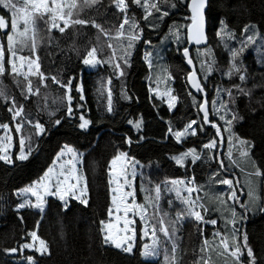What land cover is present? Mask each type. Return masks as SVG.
Masks as SVG:
<instances>
[{
	"label": "trees",
	"instance_id": "1",
	"mask_svg": "<svg viewBox=\"0 0 264 264\" xmlns=\"http://www.w3.org/2000/svg\"><path fill=\"white\" fill-rule=\"evenodd\" d=\"M171 2L175 3L174 8L162 6L170 13L167 17L162 20L157 19L159 13L154 12L153 16L145 21L142 19L144 15L142 9L129 0L128 14L139 22L143 35L132 50L131 67L121 64L125 75L119 78L107 64L102 65V69L98 72L85 71L81 58L86 49L97 45L98 36L100 45L104 46L103 57L108 55L106 37L92 27L91 23L69 27L64 33L58 30H53L50 35L46 30L40 32L37 38V54L41 72L47 77L55 76L63 83H67L70 77L73 78L70 94L73 97L74 112L71 117L66 115L65 89L53 83L51 79L45 81L47 87H41L38 96L25 100L21 95L24 87L23 78H20L19 86L7 71L0 78L7 94L16 99L17 106L21 104L24 106L20 121L25 118L33 123L39 121L46 129V134L37 136L34 128L24 124L23 134L27 138L31 137V147L34 149L32 154L25 161L17 159L20 143L16 136L12 165L0 160V264H28L21 259L29 256L33 257L35 264H162V257L154 261L143 258L142 246L147 240L141 235L139 222L132 253H125L104 243L100 222L109 219L108 208L111 206L108 166L119 151H126L142 165L136 184L139 203L144 202L142 185L151 187L165 180H187L194 176L196 185L202 187L204 192L211 196L229 191L226 185L214 181L239 178L241 184L238 187L242 188L243 192L238 191L237 194L241 203L248 205V208L235 205L237 212L235 235L243 246V236L247 234V243L256 256L257 264H264V175L256 177L257 185L254 184L257 190V203L250 201L249 186L244 183L246 173L253 172V163L264 173V164L256 157L257 143L259 146H264V0H209L207 11L209 44L205 48L212 50L216 62L213 72L206 81L202 80V83L206 86L210 120L224 127L221 126L224 140L222 145L219 143V137L216 136V130L210 126H207L203 133L198 129L197 136H192L182 143H178L168 133L169 122L175 131L182 130L191 120L202 121L197 104L193 102V96L197 101L202 97L200 94L192 93L193 96L188 94L192 92L187 80L190 71L182 55L183 48L189 46L187 26L191 23L190 0H171ZM0 15L5 16L10 25V13L0 7ZM80 18L95 20L106 31L115 35L122 22L123 13L115 8L113 0H101L93 8L85 9L80 14ZM224 24L236 36L235 40L229 42V47L238 48L240 41L246 39L247 35H252L254 32L256 34L254 43L248 45L241 58L242 73L246 76L243 82L239 80L238 75H233L231 79L225 75L229 68L230 54L217 36V32ZM152 25L156 27L153 28ZM246 26L249 28L248 33L242 31ZM177 30L180 36L179 42L173 35ZM6 31L10 32V26ZM6 31L1 34V39L5 41V67L8 68ZM112 43L115 47L116 41ZM205 48H199L200 53ZM191 52L198 75L202 78L204 73L199 71V65L204 57L197 52V48H192ZM146 53H151L155 67H149L146 63ZM23 54L29 53L26 50ZM163 66L169 69L174 80L168 85H161L160 90L164 91L166 87H171L174 95L179 97L173 111L168 108L165 99L157 98L150 91V85L155 87L152 84L154 73L159 72ZM108 78L112 81L110 85L112 113L106 111ZM32 81L34 88L39 86L38 78ZM81 82L83 100L80 99L81 93L77 91V85ZM102 84L105 85L103 94L99 91ZM235 85H239L243 92L234 87ZM217 88L231 89L234 98L233 103L229 101L226 92L221 93L223 101L228 102L229 109L220 112V115L225 117L224 120L211 110V101L216 100L217 104L221 102L217 99ZM125 92L132 97L131 100L125 98ZM51 94L56 103L51 99ZM9 106L0 102V124H7L12 131H15L12 114L7 110ZM248 111L262 120L257 121L254 128V140L248 133ZM81 114L92 121L86 131L77 127L78 117ZM233 116L236 118L233 119ZM140 117H143L144 124L142 131L137 132L127 121H135ZM56 119L61 120L58 126L53 123ZM226 120H232V124L227 125ZM229 127L231 131L227 130ZM138 136L143 137L139 143L136 142ZM129 137L133 140L131 146L126 143ZM212 139H217L218 158L224 160L228 171L220 168L216 159L204 158L196 164H192L189 160L186 161V167L175 163L173 157L188 149L195 148L197 152L207 153L208 150L203 148V144ZM240 140H245L247 143L241 145ZM248 143L250 144L247 145ZM65 145L84 154L83 171L87 182V206L71 200L68 209L64 210L62 202L51 197L47 200L44 213L32 208L18 210L20 199L16 193L42 177ZM230 146L232 158L239 167L229 162ZM233 146L237 148L232 149ZM241 148L248 151L249 156L237 159L236 154ZM260 157L264 160V152H261ZM148 180L151 181V185L147 183ZM233 182L235 183V180ZM207 200L208 197H205V202ZM228 203L231 205L232 202ZM222 211L224 217H229L226 209ZM164 212H167L165 207ZM206 219H217L218 224L215 227L212 225L203 227L193 221L190 224L186 223L179 230L178 236L182 238L180 248L183 254L182 264H194L203 240L205 238L212 240V233L216 228L231 237L232 225L225 229L221 212L209 211ZM31 231H37L38 236L47 242L50 254L41 256L37 252L26 251L21 255V245L31 242V237L28 236ZM13 248L17 249L15 253L10 251ZM249 259L246 255L241 257L243 264H248ZM212 261L214 264H226V262L232 264L231 258L217 256L215 253L212 254Z\"/></svg>",
	"mask_w": 264,
	"mask_h": 264
},
{
	"label": "snow or ice",
	"instance_id": "2",
	"mask_svg": "<svg viewBox=\"0 0 264 264\" xmlns=\"http://www.w3.org/2000/svg\"><path fill=\"white\" fill-rule=\"evenodd\" d=\"M101 0H0V7L6 9L10 13V25L9 20L5 16L0 15V30H8L10 26V32L6 31L5 39L7 46L8 68L5 67V41H0V78H2L6 71L8 75L12 76L17 86L20 85L23 78L24 87L21 91V95L25 100L30 99L32 96H38L40 94L41 87H47L46 80L51 79L53 83L59 85L65 89L64 99L66 101V115L71 117L74 109L72 107L73 97L70 94L72 90V79L69 78L67 83H63L55 76L47 77L41 72V66L39 63V55L37 54V38L41 31L46 30L49 35L55 29L60 33H64L66 29L74 26H84L91 23L92 27L99 30L107 38V57H103L104 46L99 43V36L97 37V45L91 46L86 49L81 63L90 68H97L98 66L107 64L116 73L117 78L125 75L123 64L125 67H131L132 50L135 47L143 35V29L140 28L139 22L134 16H129V0H113L115 8L123 13L122 22L119 25L115 35H112L106 31L95 20H85L80 18V14L85 9H90L100 3ZM132 4L142 9L144 15L143 20L147 21L153 16V13H159L157 19L162 20L170 13L165 10L163 5L174 8L176 5L171 0H131ZM208 3V0H190L191 4V16L189 17L191 23L187 26V39L191 43H195L197 46L202 43H207V37L205 33V18L204 9ZM75 17V18H74ZM63 25V26H61ZM127 26V28H126ZM152 27H156L152 25ZM244 33L249 32V28L246 26L242 29ZM179 42V31L173 32ZM255 32L252 35H247V38L240 41V46L229 47V42L236 39L235 33L228 29L224 24L217 32V36L220 41L224 43L227 51L230 54L229 68L225 75L231 79L233 75H238L240 81H245L246 76L242 73L241 58L248 45L254 43ZM116 41V46H113L112 41ZM151 43V41H146ZM27 50L28 55L23 53ZM197 52L200 53V49L197 48ZM182 55L186 58L187 63L192 66V70L187 75V80L190 83V87L199 93L202 97L200 101L196 100L192 92L188 94L193 96V102L197 104L198 111L202 113V121L196 120L189 121L182 130H173L171 122H169L168 133L175 138L177 142L186 140L189 136H197L198 129L200 133L204 132L207 126H210L216 130V136L219 137L220 145L223 144V136L221 135V126L214 120H210L209 100L207 98L206 86L202 83V80H207L211 75L215 65V56L210 48H205L200 55L204 57L201 59L199 65V71L204 73L201 78L197 72V66L194 64L192 57L189 53V48L184 47ZM145 59L148 61L149 67H155L152 62L151 53L145 54ZM31 77H36L39 80V86L33 87V81ZM174 77L171 75L169 69L166 66L161 67L159 72H155L152 78V84L155 87H151L150 91L153 94L164 100L166 97V103L169 109H174L179 100V97L173 95V89L166 87L164 91H161V85H168L170 81H173ZM111 78L106 81L107 85H111ZM2 84V79H0ZM239 91L243 92V89L239 85H235ZM105 85L102 84L99 91L103 94ZM77 91L81 93L80 99L83 100V86L82 82L78 83ZM226 92L229 101L234 103V98L231 89H216L217 99L221 100L217 104L216 100L211 101V110L215 112L221 120L225 117L220 115L222 110L228 109V102L223 101L221 93ZM125 98L131 100L132 97L128 96L125 92ZM46 99V98H45ZM0 102L10 105L7 110L12 114V119L16 120L21 117L24 112V106L21 104L17 107V101L14 97H10L3 87H0ZM83 107V105H80ZM106 111L108 113L113 112L112 92L110 88H107V105ZM54 115V113H51ZM236 117L233 116V119ZM28 123L34 127L35 135L40 136L46 134V129L39 121L33 123L26 118L15 125V130L20 132L24 126V123ZM54 125H60L61 120L56 119L53 121ZM127 123L133 125L137 132L143 129V117L133 121L128 120ZM227 125L232 124V120H226ZM92 121L86 119L83 114L78 117L77 127L80 130H88ZM195 126V127H194ZM0 127L8 129L7 124H0ZM231 131L230 127L227 129ZM7 140L10 142L12 137L7 136ZM5 138L0 137V153H6L7 148L3 145ZM29 141V147L27 152L24 150L25 138H20V152L17 157L18 160L24 161L29 158L33 152L31 147V137L27 138ZM142 136L136 138V142L139 143L142 140ZM126 143L131 146L133 140L131 137L127 138ZM245 140H240L241 145H245ZM229 144L231 145V136L229 137ZM203 148L208 150L207 153L197 152L195 148L188 149L185 152L173 157L175 163L181 167H186V161H191L192 164H196L204 158L216 159L219 167L228 171L225 167L223 159L219 157V146L217 139H212L208 143L203 144ZM215 150V155L213 151ZM71 154L70 158L62 160L67 154ZM241 155L244 157L249 156L248 151H242ZM228 159L230 164L239 167L236 161L232 158L231 146L228 150ZM0 160L7 163H13V161L7 155H0ZM58 168L54 164L53 167H49L43 176L36 180L32 185L22 189L18 195L26 197L25 202L18 205V208L32 207L38 209L43 213L45 205L47 203V197H56L63 202L64 210L69 207V197L78 200L81 205L87 206V182L86 178L78 169L77 165L82 163V157L74 149L67 145L61 150L56 158ZM139 161L135 157H130L126 151H119L110 161L108 166V182L110 185L111 193V206L108 208L107 221H101V232L105 244H110L116 249H120L125 253H132L135 246L137 237V217L141 222L140 232L145 238H150L151 243H145L142 246V255L145 258L156 257L163 253L165 264H182V253L179 249L177 236L178 224H181L184 220H194L198 222V226L210 224L215 227L218 224L217 219H205V216L209 211L221 212V218L224 219V227L228 229L229 225H232L231 237L222 233L219 228L212 233L213 239L209 240L205 238L202 246L198 249V253L194 264H214L212 261V254L217 256H227L232 259V264H243L241 260L242 256H247L249 259L248 264H257L256 256L251 247L247 243V234L243 236V246L239 241V238L235 235L236 224V207L239 205L241 208H248V205L241 203L238 191L243 192L242 188L238 186L241 181L237 177L233 179L224 178L219 181H214L219 184L228 186V193H222L220 195H209L204 192L203 188L196 185L195 177L192 176L187 180L184 179H171L165 180L162 183L154 184L151 187L142 185L141 191L144 193V202L138 203L136 199V186L135 180L137 177V167ZM255 171L252 173H246V177L262 176V173L253 163ZM243 171V169H241ZM235 180V183L233 182ZM151 185V181L147 182ZM245 184L249 185L248 197L250 201L257 199L254 196V190L250 185V181L246 178ZM203 193V195H201ZM195 194V196H194ZM164 196H173L183 207L180 211H177L175 218L169 217V213L163 212L161 209V201ZM35 198L33 201L32 198ZM205 197H208L205 202ZM225 197H227L225 199ZM231 201V205H229ZM171 208L173 200L167 201ZM223 209H226L229 217H224ZM243 218V217H242ZM22 219V217H21ZM166 220L168 221L166 223ZM122 225V226H121ZM162 234L163 239L158 235ZM31 237V243H24L21 245V249H34L40 255L50 254L47 242L38 236L37 231H31L28 233ZM217 238H219L217 240ZM38 242V246L37 243ZM15 253L16 248L10 249ZM29 264H34L32 256L27 257ZM227 264V262H226Z\"/></svg>",
	"mask_w": 264,
	"mask_h": 264
},
{
	"label": "rangeland",
	"instance_id": "3",
	"mask_svg": "<svg viewBox=\"0 0 264 264\" xmlns=\"http://www.w3.org/2000/svg\"><path fill=\"white\" fill-rule=\"evenodd\" d=\"M119 11V10H118ZM120 12V11H119ZM75 18V17H74ZM55 30V29H54ZM6 30H0V41H2V39H1V34L3 33V32H5ZM106 40H107V38H106ZM146 60V59H145ZM146 63L148 64V61L146 60ZM99 69H102V65L101 66H98L97 68H90V67H87V66H85V71H95V72H98L99 71ZM6 70H7V68H6ZM36 77H31V79L33 80V79H35ZM0 87H3L4 88V86L3 85H1L0 84ZM107 88H110V85H107L106 84V90H107ZM7 92V91H6ZM173 95H174V93H173ZM50 97H51V99H54L55 100V98H54V96H53V94H51L50 95ZM165 99V101L167 100V98L165 97L164 98ZM57 101L55 100L54 101V103H56ZM18 107V106H17ZM175 109V108H174ZM174 109H170L171 111H173ZM21 117H23V114H22V116ZM21 117H18L16 120H14V122H15V125L17 124V123H19V122H21L20 120V118ZM248 133H249V135L252 137L251 139H253V138H255V135H254V133H255V131H254V128L256 127V125H257V121H262V120H260L254 113H252L251 111H248ZM23 120V119H22ZM24 124H27V125H29L30 127H32V125H30V124H28V123H24ZM15 125H14V128H15ZM220 125V124H219ZM222 127H223V125H221ZM195 127V126H194ZM32 128H34V127H32ZM224 128V127H223ZM23 131H24V126H23V128L21 129V131L20 132H17L16 130L15 131H12L11 130V128L9 127L7 130L6 129H4V128H2V127H0V137H2V138H5L4 140H3V145H4V147H6L7 148V152L6 153H0V155H7V156H9V158L13 161V159H12V156H13V152H14V150H15V146H16V144H15V142H16V136L18 137V140L20 141V138L21 137H24L25 138V146H24V150L27 152V150H28V147H27V144H28V139H27V137L23 134ZM7 136H11L12 137V139H11V141L9 142L8 140H7ZM190 137H192V136H189L188 138H190ZM187 138V139H188ZM186 139V140H187ZM254 140V139H253ZM183 141H185V140H182V142ZM182 142H178V143H182ZM250 143H248L247 145H249ZM254 144H255V146H256V143L254 142ZM235 148H237L236 146H233L232 147V149H235ZM73 149V148H72ZM262 149H264V146L262 145H260L259 146V144L257 143V150H256V157L259 159V161L261 162V163H263L264 164V160L260 157V155H261V152H264V150L262 151ZM76 151V150H75ZM215 151V150H214ZM213 151V152H214ZM242 151H244L242 148H241V151L240 152H242ZM20 152V151H19ZM78 154H80V156L82 157V163H80V164H78L77 165V167H78V169L80 170V172L83 174V176L85 177V175H84V171H83V158H84V154L83 153H81V152H78V151H76ZM237 153L236 154V157H237V159L238 158H240V159H243V158H245L244 156H242L241 155V153ZM18 155H19V153H18ZM18 155H17V157H18ZM70 156H71V154L69 153V154H67L66 156H64L63 158H62V160L60 161V162H62L63 160H66V159H68V158H70ZM3 161V160H2ZM20 161V160H19ZM25 161V160H24ZM5 162V161H4ZM5 163H7V162H5ZM58 163L59 162H57V160L55 159V161H54V163H53V165L55 164L56 166H57V168H58ZM7 164H9V165H12V163H7ZM53 165L51 166V167H53ZM141 171H142V165L139 163V165H138V167H137V177H136V180H135V186H136V184H137V179L140 177V174H141ZM252 171L254 172L255 171V169L254 168H252ZM256 177H259V176H251V177H246L249 181H250V185H251V187H252V189L254 190V196H256L257 197V190H255V187H254V184H256L257 185V182H256ZM86 178V177H85ZM245 178V179H246ZM245 179H244V181H245ZM246 186H249L248 184H245ZM227 186V185H226ZM228 187V186H227ZM22 191V190H21ZM21 191H19V192H17L16 193V195L18 196V198L20 199V203L19 204H21V203H24L25 202V199H26V197L25 196H23V195H18V193H20ZM194 196H195V194H194ZM49 198H51V197H47L46 198V200H48ZM54 198H56V197H54ZM164 198H165V201H164ZM33 199V201L35 200V198L33 197L32 198ZM58 199V198H57ZM87 199H88V191H87ZM136 199H137V202H138V198H137V192H136ZM169 199H172L173 200V204H172V206H171V208L169 207V205H168V203H167V201L169 200ZM59 200V199H58ZM71 200H75V199H73L71 196L69 197V203H70V201ZM76 201H78V200H76ZM62 202V201H61ZM79 202V201H78ZM253 202H258V197H257V199H255V201H252V203ZM139 203V202H138ZM62 204H63V202H62ZM164 207L166 208V211H167V213H169V216L172 218V219H174L175 218V214H176V212L177 211H180L181 210V208L183 207L182 205H180L177 201H175V199H174V197L173 196H164L163 197V199H162V201H161V209H162V211L164 212ZM27 208H32V207H24V208H18L17 207V209L18 210H24V209H27ZM46 208H47V203H46V205H45V209H44V211H43V213L45 212V210H46ZM32 209H35V208H32ZM35 210H37V211H39L38 209H35ZM205 219H206V216H205ZM207 220V219H206ZM167 221V220H166ZM194 220H190V219H188V220H184L181 224H178L177 225V227H178V232H177V236H178V233H179V230H181V228L186 224V223H188V224H190L191 222H193ZM138 222L141 224V222L139 221V218L137 217V224H138ZM168 222V221H167ZM166 222V223H167ZM194 223H197L198 224V222H196V221H194ZM207 225H210V224H206V225H203V227L205 226H207ZM122 226V225H121ZM202 226V225H201ZM136 227H137V225H136ZM158 235L161 237V239H163V236H162V234H160V233H158ZM180 239L178 240V244H179V249L181 248V246H182V238L180 237V236H178ZM145 238V237H144ZM146 240H147V243H151V239L150 238H145ZM32 242V241H31ZM30 242V243H31ZM37 243V246H38V242H36ZM107 245H109V246H112V245H110V244H107ZM112 247H114V246H112ZM133 250H134V248H133ZM26 251H28V252H36L34 249H32V250H29V249H21V251H20V253H21V255H23ZM39 254V253H38ZM40 255V254H39ZM42 256V255H41ZM160 257H162V264H165V260H164V258H163V253H161L159 256H156V257H149V258H145L144 256H143V258L145 259V260H148V261H154V260H157L158 258H160ZM25 261V262H27L28 264H29V261H28V259L27 258H25V259H21V261ZM34 264H35V262H34Z\"/></svg>",
	"mask_w": 264,
	"mask_h": 264
},
{
	"label": "water",
	"instance_id": "4",
	"mask_svg": "<svg viewBox=\"0 0 264 264\" xmlns=\"http://www.w3.org/2000/svg\"><path fill=\"white\" fill-rule=\"evenodd\" d=\"M190 8H191V4H189V11H190ZM208 8H209V0H208V3H207V5H206V7H205V9H204L205 33H206V37H207V43H206V44L202 43L201 45L197 46L195 43H191V42H189V40H188V43H189V44H188V45H189L188 48H189L190 56H191V50H192V48H200V49H203V48L207 47L208 44H209V37H208V22H207V11H208ZM190 13H191V11H190ZM184 59H185V62H186V65H187L189 71H191V70H192V66L189 65V64L187 63V60H186L185 57H184ZM193 62H194V61H193ZM188 83H189V82H188ZM189 87H190V83H189ZM190 89H191L192 93H194L195 95H198V94H199V93H196L195 90L192 89L191 87H190ZM200 114H201V116H202V113H200Z\"/></svg>",
	"mask_w": 264,
	"mask_h": 264
},
{
	"label": "bare ground",
	"instance_id": "5",
	"mask_svg": "<svg viewBox=\"0 0 264 264\" xmlns=\"http://www.w3.org/2000/svg\"><path fill=\"white\" fill-rule=\"evenodd\" d=\"M192 53V52H191ZM184 58V57H183ZM195 64V63H194Z\"/></svg>",
	"mask_w": 264,
	"mask_h": 264
}]
</instances>
